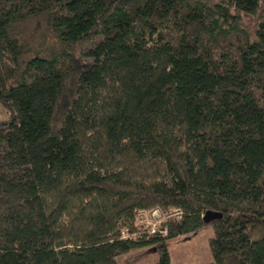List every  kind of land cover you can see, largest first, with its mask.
Returning a JSON list of instances; mask_svg holds the SVG:
<instances>
[{
  "label": "trees",
  "instance_id": "1",
  "mask_svg": "<svg viewBox=\"0 0 264 264\" xmlns=\"http://www.w3.org/2000/svg\"><path fill=\"white\" fill-rule=\"evenodd\" d=\"M0 103V264H264V0H0Z\"/></svg>",
  "mask_w": 264,
  "mask_h": 264
},
{
  "label": "rangeland",
  "instance_id": "2",
  "mask_svg": "<svg viewBox=\"0 0 264 264\" xmlns=\"http://www.w3.org/2000/svg\"><path fill=\"white\" fill-rule=\"evenodd\" d=\"M247 23L250 21L247 19ZM10 114L5 106L0 103V125L8 122ZM149 215V216H148ZM169 219H179V213L177 211L169 212ZM166 220L165 217H163ZM139 227L137 228L136 235H141L147 229L146 220L151 221L149 213L139 214ZM146 225V226H144ZM128 231H124L123 237H131ZM216 236V230L210 226L201 230L198 234L189 236H180L169 242V255L171 264H211L212 254L210 249V241ZM142 254V256H141ZM141 256V257H139ZM161 260V254L155 251L153 248L150 249H138L134 250L129 254L123 255L117 259V264H158Z\"/></svg>",
  "mask_w": 264,
  "mask_h": 264
},
{
  "label": "built area",
  "instance_id": "3",
  "mask_svg": "<svg viewBox=\"0 0 264 264\" xmlns=\"http://www.w3.org/2000/svg\"><path fill=\"white\" fill-rule=\"evenodd\" d=\"M150 217L152 218L151 221H145L147 227H145L149 233V235H162V236H167L168 232L166 227L164 226V218L162 214L159 211H154L152 213H149ZM149 216V215H148ZM181 217V215L179 214ZM179 217V218H180ZM144 225V226H146ZM129 235V233H127ZM125 238V237H124ZM129 238V237H126Z\"/></svg>",
  "mask_w": 264,
  "mask_h": 264
},
{
  "label": "water",
  "instance_id": "4",
  "mask_svg": "<svg viewBox=\"0 0 264 264\" xmlns=\"http://www.w3.org/2000/svg\"><path fill=\"white\" fill-rule=\"evenodd\" d=\"M221 218H222L221 214H217L214 212H208L204 217V221L206 224H210L211 222L221 219Z\"/></svg>",
  "mask_w": 264,
  "mask_h": 264
}]
</instances>
